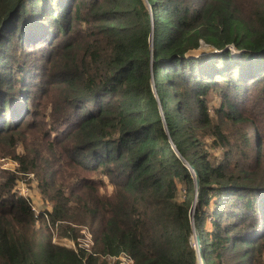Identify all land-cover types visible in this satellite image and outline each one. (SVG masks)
I'll use <instances>...</instances> for the list:
<instances>
[{
    "label": "trees",
    "instance_id": "1",
    "mask_svg": "<svg viewBox=\"0 0 264 264\" xmlns=\"http://www.w3.org/2000/svg\"><path fill=\"white\" fill-rule=\"evenodd\" d=\"M0 158V264H199L196 194L205 264H264V0H0Z\"/></svg>",
    "mask_w": 264,
    "mask_h": 264
},
{
    "label": "rangeland",
    "instance_id": "2",
    "mask_svg": "<svg viewBox=\"0 0 264 264\" xmlns=\"http://www.w3.org/2000/svg\"><path fill=\"white\" fill-rule=\"evenodd\" d=\"M192 54L203 56L206 54V52L193 51ZM234 55H237V53ZM7 159L8 158H0V170L5 171V169H7V171H12L16 168L15 163L13 161L11 162ZM30 179H31V181L29 184L24 183V184H19L18 186H16L18 189L17 193L21 192L22 189L26 190L27 195L30 196V198L32 199V202H33L32 206H34L35 209L37 211H39L41 209H44V207L46 208V205L44 206L42 198H41L40 194H38V192H37V182L34 181L35 177H33V180H32V178H30ZM20 183H22V182H20ZM108 190H111V188H108ZM41 211H44V210H41ZM73 227H75V229H79V235L74 241L69 239L68 237L67 238H60L59 232L57 230H55L53 232L54 243H56L62 247H65V248L68 247L71 249H72V246L76 243V244H78L79 247H84V246L87 247V250L89 251V253L93 252L94 243H93V237H92L93 234H92L91 230L88 229L86 226H84V227L73 226ZM193 242H194V239L192 237L191 243H192L193 247H195ZM104 261L109 263V264H129L128 261L124 257L120 258V260L114 259V258H108V259L105 258Z\"/></svg>",
    "mask_w": 264,
    "mask_h": 264
},
{
    "label": "water",
    "instance_id": "3",
    "mask_svg": "<svg viewBox=\"0 0 264 264\" xmlns=\"http://www.w3.org/2000/svg\"><path fill=\"white\" fill-rule=\"evenodd\" d=\"M147 5H148V9H149V12H150V15L153 17V15H152V7H151V5H150V3H147ZM152 42V36L150 37V43ZM226 49H231L232 50V52H235L234 51V48H232V47H226L225 48V50ZM239 55V53L236 55V56H238ZM154 61V57H153V55H152V57H151V62H153ZM160 110H161V106H160ZM183 162H184V160H182ZM185 163V162H184ZM186 164V163H185ZM188 167V169H190V171H191V173H193V177H194V184H195V191H197V189H198V182H199V179H198V176H197V173H195V171L193 170V168L192 167H190L189 165L187 166ZM196 197H197V194H196V196H195V199H194V202H193V204L191 205V210H190V214H189V218H190V221H191V226L193 227V235H192V237H193V239H194V242H193V244L195 245V249H196V252H197V258H198V261H199V264H205V262L202 260V256H201V249H200V247H201V243H200V241H199V235H198V232H197V229H196V227L195 226H193V215H194V210H195V208H194V205H195V202H196ZM192 244V243H191Z\"/></svg>",
    "mask_w": 264,
    "mask_h": 264
},
{
    "label": "built area",
    "instance_id": "4",
    "mask_svg": "<svg viewBox=\"0 0 264 264\" xmlns=\"http://www.w3.org/2000/svg\"><path fill=\"white\" fill-rule=\"evenodd\" d=\"M199 51L200 52H206V54L207 53H211V52H215V51H213L208 45H206V44H204V43H200V47H199ZM7 160H9V161H13V160H10V159H7ZM14 163H15V165H16V167H18V165H17V163L15 162V161H13ZM5 171H7V169H5ZM29 177V179L30 178H32L33 179V175H31L30 174V176H28ZM19 184H24V182L22 181V183H19ZM18 184V185H19ZM17 185V186H18ZM27 186V185H26ZM27 188V187H26ZM17 189V187L15 188V193H16V195H18L19 197H21V198H23V199H26L27 201H28V203H29V206H30V209L36 214V215H38V214H40V213H42L43 211H41V210H43V209H41V210H39V211H37L36 209H35V207L34 206H32V204H33V202H32V199L30 198V196H28L27 195V192H26V190H24V189H22L21 190V192H19V193H17L18 192V189ZM53 243H54V239H53ZM75 246V247H74ZM76 246H78V244L76 245V244H74L73 246H72V249H76ZM79 247V246H78ZM79 248H82V249H84L85 251H87V252H89L88 250H87V247H79ZM125 258L127 261H128V263L129 264H134L133 263V261L132 260H130L129 258H127L126 256H124V255H120L119 257H110V258H114V259H119L120 260V258Z\"/></svg>",
    "mask_w": 264,
    "mask_h": 264
}]
</instances>
